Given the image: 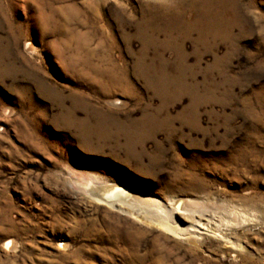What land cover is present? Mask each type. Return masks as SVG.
<instances>
[{
    "label": "rangeland",
    "instance_id": "1",
    "mask_svg": "<svg viewBox=\"0 0 264 264\" xmlns=\"http://www.w3.org/2000/svg\"><path fill=\"white\" fill-rule=\"evenodd\" d=\"M0 264H264V0H0Z\"/></svg>",
    "mask_w": 264,
    "mask_h": 264
},
{
    "label": "bare ground",
    "instance_id": "2",
    "mask_svg": "<svg viewBox=\"0 0 264 264\" xmlns=\"http://www.w3.org/2000/svg\"><path fill=\"white\" fill-rule=\"evenodd\" d=\"M92 180V179H90ZM84 185L83 190L90 194L96 200H103L104 203L117 207L119 210H125L129 213H138V211H146L144 214H152L154 216L164 219L161 221L162 226L166 229L174 231V232H192L198 228L196 225L197 221L188 220L185 214L178 209L189 212H196V207L194 204L190 203V208H187V204L185 206L180 205L179 200H172L171 202L166 199L158 198L154 195L145 193L143 191L132 190L127 187L123 183H115L109 180H95L86 183H82ZM124 191V192H123ZM123 194L125 197L123 198ZM110 195H114L113 198L115 200L110 201ZM112 199V198H111ZM140 214V213H139ZM177 215L181 218V220L188 222V225L182 224V221L178 220ZM149 216V215H148ZM192 218V217H191ZM203 220V218H200ZM7 245H10L9 243Z\"/></svg>",
    "mask_w": 264,
    "mask_h": 264
},
{
    "label": "snow or ice",
    "instance_id": "3",
    "mask_svg": "<svg viewBox=\"0 0 264 264\" xmlns=\"http://www.w3.org/2000/svg\"><path fill=\"white\" fill-rule=\"evenodd\" d=\"M80 4L83 5L84 4V0H79ZM88 3H93V0H88Z\"/></svg>",
    "mask_w": 264,
    "mask_h": 264
}]
</instances>
